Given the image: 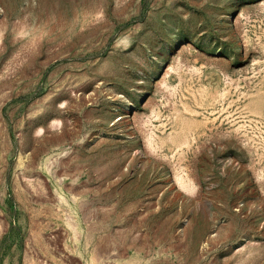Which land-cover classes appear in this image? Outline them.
<instances>
[{
    "label": "rangeland",
    "instance_id": "374dc122",
    "mask_svg": "<svg viewBox=\"0 0 264 264\" xmlns=\"http://www.w3.org/2000/svg\"><path fill=\"white\" fill-rule=\"evenodd\" d=\"M0 264H264V0H0Z\"/></svg>",
    "mask_w": 264,
    "mask_h": 264
},
{
    "label": "bare ground",
    "instance_id": "6f19581e",
    "mask_svg": "<svg viewBox=\"0 0 264 264\" xmlns=\"http://www.w3.org/2000/svg\"><path fill=\"white\" fill-rule=\"evenodd\" d=\"M180 183L183 184L184 181H183L182 179H180ZM187 185H188V184H187ZM185 186H186V185H185ZM185 186H184V187H185ZM188 186H191V185H188ZM186 188H187V187H186ZM188 189H189V188H188ZM190 189H192V188L190 187Z\"/></svg>",
    "mask_w": 264,
    "mask_h": 264
}]
</instances>
